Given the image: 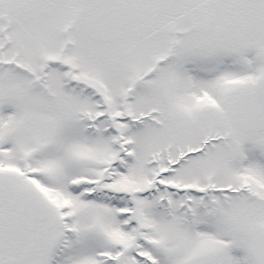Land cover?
<instances>
[{"label": "snow or ice", "instance_id": "6c2138e0", "mask_svg": "<svg viewBox=\"0 0 264 264\" xmlns=\"http://www.w3.org/2000/svg\"><path fill=\"white\" fill-rule=\"evenodd\" d=\"M0 264H264V0H0Z\"/></svg>", "mask_w": 264, "mask_h": 264}]
</instances>
